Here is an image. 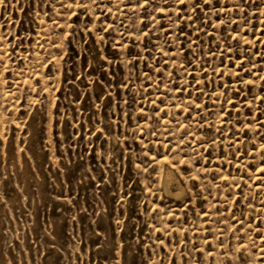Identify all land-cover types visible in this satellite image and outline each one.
<instances>
[{"label":"rangeland","instance_id":"374dc122","mask_svg":"<svg viewBox=\"0 0 264 264\" xmlns=\"http://www.w3.org/2000/svg\"><path fill=\"white\" fill-rule=\"evenodd\" d=\"M0 264H264V0H0Z\"/></svg>","mask_w":264,"mask_h":264},{"label":"bare ground","instance_id":"6f19581e","mask_svg":"<svg viewBox=\"0 0 264 264\" xmlns=\"http://www.w3.org/2000/svg\"><path fill=\"white\" fill-rule=\"evenodd\" d=\"M170 169H171V167H170ZM170 169H167L166 171L164 169V171H165V177H164L165 183H164L163 187L165 188V191L168 192V193L172 192V188H171V184L170 183L174 179V174H173L172 170H170ZM177 193L180 194L179 192H177ZM177 193H176V195H177Z\"/></svg>","mask_w":264,"mask_h":264}]
</instances>
